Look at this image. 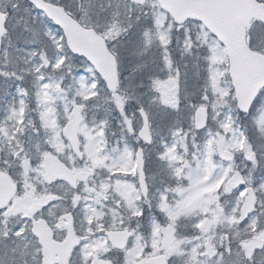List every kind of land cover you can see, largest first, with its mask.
<instances>
[{"label":"snow or ice","instance_id":"6c2138e0","mask_svg":"<svg viewBox=\"0 0 264 264\" xmlns=\"http://www.w3.org/2000/svg\"><path fill=\"white\" fill-rule=\"evenodd\" d=\"M0 264H264V0H0Z\"/></svg>","mask_w":264,"mask_h":264}]
</instances>
